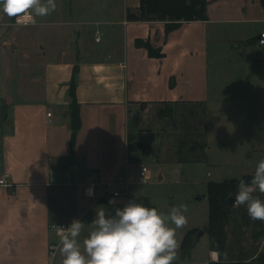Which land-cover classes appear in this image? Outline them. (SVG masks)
I'll return each instance as SVG.
<instances>
[{
    "label": "crops",
    "instance_id": "obj_1",
    "mask_svg": "<svg viewBox=\"0 0 264 264\" xmlns=\"http://www.w3.org/2000/svg\"><path fill=\"white\" fill-rule=\"evenodd\" d=\"M249 1L208 0V19L191 20L179 26L235 20L227 14L238 9L245 18L241 10ZM61 4L63 22L56 23H63V27L59 29L55 55L47 59L49 48L44 44L38 51L20 42L18 36L3 38L4 27L10 22L0 13V39L3 38L0 80L2 73L5 83L15 81L14 87L22 97L16 100L11 92L0 95V103L10 105V112L2 118L4 124L0 117V177L8 173L11 183L0 184V264H55L49 243L53 241V225L63 221L65 201L70 200L77 220L93 206L108 202L106 196L99 202L97 195L88 196L84 190L74 198L68 194L65 197L58 191L63 180L75 181L77 188H81L89 185L96 175L101 186L121 177L117 185L129 184L128 193L120 196H126V203L130 201L131 176L138 163L129 156L128 145L130 121L136 111L141 112L138 128L152 129L148 126L151 115L146 113L154 106L172 101H208L207 65L181 73L174 72L177 69L165 71L162 57L151 56L148 47L137 43L142 39L161 48L157 31L167 27L163 20H130L128 11L138 8L140 0H63ZM100 9L105 10L106 17H102ZM38 24L37 20L35 25ZM75 66H78L76 96L82 126L72 151L69 90ZM263 67L264 64L260 70ZM177 87H183L180 91L186 89V92H179ZM170 89L172 92H168ZM157 118L164 122L163 118ZM254 150L255 145L250 151ZM210 154L208 144L207 160L217 163L211 160ZM171 160L177 162L175 157ZM250 164L252 167L246 165L241 172H233L227 178L253 173L257 164L251 161ZM71 166L73 170H67ZM199 193L201 198L196 200L207 196L203 191ZM244 208L237 215L243 229ZM257 237L256 241L247 240L243 256L230 259L226 257L231 240L227 231V245L219 257L221 264H236L257 257L264 251V231ZM200 239L201 236L192 248L193 253ZM207 245L205 264L210 263L209 254L215 250L211 240ZM58 257V264H62L64 257L60 253Z\"/></svg>",
    "mask_w": 264,
    "mask_h": 264
},
{
    "label": "rangeland",
    "instance_id": "obj_2",
    "mask_svg": "<svg viewBox=\"0 0 264 264\" xmlns=\"http://www.w3.org/2000/svg\"><path fill=\"white\" fill-rule=\"evenodd\" d=\"M62 1L55 0L56 9L50 15L37 17L38 25H17L13 23L14 18L4 15L10 24L4 27L3 38H9L10 35L18 36L21 38L20 42L28 47L37 48L38 51L40 45L44 44L49 48L46 50V59L54 56L60 35L59 29L63 27V23H56V21L63 22ZM239 10L227 14L235 20H212L210 23H193L190 26L182 25L157 31L163 53L161 64L165 71L177 69L174 72L181 73L182 70H189L203 64L209 67L208 101L201 102H205L207 109L206 138L211 148V160H217V163L207 160L201 164L193 162L178 164L175 160H171L175 157L180 128L176 125L175 118L168 117L164 119V122L159 121L158 110L164 109L166 114L177 115L187 110L191 103L165 102L154 106L152 111H147L146 114L151 115L148 126L157 130L158 135L152 147L145 151L135 149L132 153L135 155L132 157L138 166L134 168L131 176L130 201L135 200L137 203L154 207L163 213H168L172 206L182 204L187 206L188 211L185 215L188 224L177 230L180 248L173 264H205L208 253L207 244L210 241V234L207 231L209 201L207 196L201 200H195V197L202 195L199 193L202 191L207 195V182L224 180L231 177L233 172H241L246 165L251 166L250 161L257 164L264 159V67L254 74H250L249 68L250 63L254 61H261L264 64V45H260L258 41L264 29V0H250L241 10L245 18L241 17ZM100 14L102 17L107 15L104 9H100ZM237 17L241 19H236ZM49 20L54 21L42 22ZM2 39H0V45ZM14 83L15 81L5 83L1 73L0 95L4 96L11 92L16 100H22L19 89L14 87ZM177 88L181 93L186 92V89L185 92L180 91L183 87ZM9 107L10 105L6 102L0 103V117L3 124L2 118L10 112ZM158 121L159 123L156 124ZM202 129L204 130L205 126ZM192 139L193 137L190 138ZM253 145L255 150L251 152ZM143 165L149 166L151 170L147 182H140L138 176L140 167ZM67 170H73L72 166ZM208 171L213 174L207 175ZM74 182L70 179L63 180V183L58 185V191L65 197L68 194L72 198L83 194L82 190L85 186L77 188L79 185ZM98 186L97 197L103 189V185L100 188ZM121 187L122 184L111 187L106 195L108 202L102 203L100 202L102 198L98 197L100 203L80 217L79 221L85 223L84 230L78 238L80 242L91 230L90 223L97 212L106 210L108 215L114 216L117 208L122 209L127 204L126 196L115 197L113 194L114 188ZM254 195L264 201V195L258 191ZM69 201V199L66 200L63 205V221L59 220L58 224L70 225L72 220L77 218L75 210H71ZM241 208L244 206L234 204L226 225V230L231 237L226 257L230 259L239 258L245 254L246 248L244 249L243 246L248 243V239L250 241L258 239L255 233L259 226L257 223L252 224L246 208L242 216L246 221L245 229L238 223L237 215ZM199 229H205L206 232L201 235L194 253L193 247L187 253L182 249L183 239L186 236L190 239ZM52 240L59 242L55 232ZM59 253L58 248L52 260L55 264L59 262Z\"/></svg>",
    "mask_w": 264,
    "mask_h": 264
},
{
    "label": "clouds",
    "instance_id": "obj_3",
    "mask_svg": "<svg viewBox=\"0 0 264 264\" xmlns=\"http://www.w3.org/2000/svg\"><path fill=\"white\" fill-rule=\"evenodd\" d=\"M55 9V0H0V13L21 26L35 25L36 17L48 16ZM236 187L234 204L246 206L251 220L264 221V201L254 195L257 191L264 195V159L257 163L251 180L241 177ZM187 211L182 204L163 213L135 200L117 208L114 216L101 210L82 245L78 238L85 223L73 219L67 227L56 226L62 264H173L180 248L177 230L187 226ZM209 255L211 261H219L218 251Z\"/></svg>",
    "mask_w": 264,
    "mask_h": 264
},
{
    "label": "trees",
    "instance_id": "obj_4",
    "mask_svg": "<svg viewBox=\"0 0 264 264\" xmlns=\"http://www.w3.org/2000/svg\"><path fill=\"white\" fill-rule=\"evenodd\" d=\"M207 4L208 0H140L138 8L129 9L128 18L130 20H163L167 24V29H173L187 21L208 19ZM137 43L148 47L151 56H163L161 48L154 47L150 42L139 39ZM77 72L78 66H75L69 90L72 98L70 104L73 130L71 136L72 151H74L77 134L82 126L80 106L76 96ZM158 116L163 119L168 117L175 118V123L180 128V136L175 150L177 162H205L207 160V109L205 103L201 101L191 103L187 110L177 115H169L166 114L164 109H159ZM204 126L205 129L203 130L202 127ZM157 135L150 128H131L129 131V156L135 157V155H132L135 149L145 151L152 147ZM191 137H193L192 140H190ZM238 180L239 178H227L221 182L209 181L207 186V198L209 201L207 231L210 234L211 246L219 251L220 256L223 255L227 245L226 225L234 205V203L229 202V199L237 191ZM229 193L233 195L230 196ZM256 223L259 229L255 235L259 236L264 231V221L257 220ZM194 235L190 239L187 236L183 239L182 249L186 250L187 253L195 244ZM209 264H221V261H210ZM236 264H264V251L250 261H238Z\"/></svg>",
    "mask_w": 264,
    "mask_h": 264
},
{
    "label": "built area",
    "instance_id": "obj_5",
    "mask_svg": "<svg viewBox=\"0 0 264 264\" xmlns=\"http://www.w3.org/2000/svg\"><path fill=\"white\" fill-rule=\"evenodd\" d=\"M14 24H16L15 22V18H14ZM259 44L260 45H264V29L261 31L260 35H259ZM52 114L51 111L48 112V115L50 116ZM150 168L147 165H143L140 170H139V180L140 182H147L148 179L150 178ZM122 180L121 177H118L117 179L113 178L109 181H107L104 186L103 189L101 190L100 195H98V197H105L108 192L110 191L111 187H115L117 185L118 182H120ZM101 182L98 180V176H95V179L85 187L84 192L86 195L88 196H96L97 195V186L100 184ZM0 184L1 185H5V186H9L11 185L10 181H9V174L5 173L0 177ZM128 184L129 182H126L125 185L123 187H121L120 189H113V194L114 196H120V195H126L128 193ZM89 190H91V195L88 194ZM56 226H64L67 227V224H56L53 225V229L54 232L57 235V231H56ZM58 236V235H57ZM59 237V236H58ZM59 248V242L56 241H51L49 243V250L51 252V255L54 257L56 255V252Z\"/></svg>",
    "mask_w": 264,
    "mask_h": 264
},
{
    "label": "water",
    "instance_id": "obj_6",
    "mask_svg": "<svg viewBox=\"0 0 264 264\" xmlns=\"http://www.w3.org/2000/svg\"><path fill=\"white\" fill-rule=\"evenodd\" d=\"M262 66H263V63L261 61H254V62L250 63V65H249L250 74H254L257 70H260L262 68ZM140 117H141V112L136 111V113L132 116L131 121H130L131 128L137 129L139 127ZM253 173L243 174L241 177L243 179H245L246 181H249V180H251V175ZM196 198H201V196L195 197V200H196ZM229 202L234 203V196H232L229 199ZM204 233H205V229H199L194 235V242H196L199 239V237L201 235H203Z\"/></svg>",
    "mask_w": 264,
    "mask_h": 264
}]
</instances>
